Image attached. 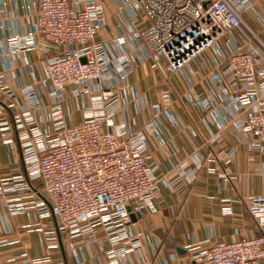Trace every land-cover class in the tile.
<instances>
[{
	"label": "built area",
	"instance_id": "built-area-1",
	"mask_svg": "<svg viewBox=\"0 0 264 264\" xmlns=\"http://www.w3.org/2000/svg\"><path fill=\"white\" fill-rule=\"evenodd\" d=\"M259 1L132 0L146 25L138 28L135 19L129 22L121 15L118 36L103 40L99 34L107 21L101 0H36L33 30L10 37L7 43L13 54L41 48L47 55L42 62L44 77L39 87L25 85L20 97L1 86L0 98L7 96L8 107L19 111L14 124L25 172L18 170L3 179L0 194L30 191L39 198L31 203L9 199L8 210L35 209L34 225L49 247L58 246L57 232L44 227L41 219L53 215L70 239L83 237L87 245L99 242L97 232L102 229L109 243L108 248L102 246L106 264H139L143 241L131 229L132 214L157 210L161 179L148 154L147 135L131 129L127 89L138 62L135 50L142 49L170 73H182L191 86L196 74L192 79L189 68L210 51L216 70L211 74L214 90L221 99L232 101L234 124L252 139L249 148L263 151L264 6ZM122 25L135 29L133 37ZM196 98L203 110L213 105L202 94ZM164 99L169 102L170 94ZM71 103L82 111L83 119L68 124L64 108ZM147 128L157 132L153 121ZM236 151L229 148L223 161L229 163ZM184 170V165L179 167L177 181L186 176ZM250 211L264 231V195L252 198ZM191 258L194 264H264V235L216 241L192 252ZM20 260L54 261L27 253L7 259L8 264Z\"/></svg>",
	"mask_w": 264,
	"mask_h": 264
},
{
	"label": "crops",
	"instance_id": "crops-1",
	"mask_svg": "<svg viewBox=\"0 0 264 264\" xmlns=\"http://www.w3.org/2000/svg\"><path fill=\"white\" fill-rule=\"evenodd\" d=\"M101 4L107 27L99 39L118 36L122 17L129 22L135 19L138 28L146 25L145 16L132 0H101ZM258 4L264 6V0ZM37 9L36 0H0V89L3 85L19 97L25 85L41 84L42 62L47 55L41 48L13 54L7 41L33 30ZM247 17L260 30L255 19ZM127 30L133 37L135 29ZM135 53L138 62L127 89L129 113L134 119L131 129L147 135L148 154L158 165L161 179L157 210L136 216L131 224L132 231L142 236L139 264H194L191 253L216 241L264 235L250 211L252 198L264 195V149L249 148L252 139L234 124L232 101L221 99L214 90L212 53L206 52L189 68L192 79L196 74L193 86L182 73L168 72L142 49L137 48ZM166 93L170 94L169 102L164 99ZM199 94L212 100L213 105L205 110L198 107L195 101ZM44 101L48 103L47 95ZM9 102L7 96L0 98V189L3 179L12 178L18 170L25 172L19 131L14 124L19 111L8 107ZM64 110L68 124L83 119L74 103ZM152 121L156 133L147 128ZM231 147L237 151L226 164L222 157ZM183 165L186 176L177 181ZM15 197L27 203L39 198L30 191L0 194V240L4 243L0 246V264H8L9 257L23 253L30 258L50 256L54 261L47 264H106L102 246L108 248L109 243L102 229L97 232L99 242L87 245L83 237L70 239L51 215L41 219L44 227L57 232L58 246L49 247L34 225L38 220L35 209L22 213L8 210V200ZM190 244L198 246L190 249ZM16 264L28 263L20 260Z\"/></svg>",
	"mask_w": 264,
	"mask_h": 264
},
{
	"label": "water",
	"instance_id": "water-1",
	"mask_svg": "<svg viewBox=\"0 0 264 264\" xmlns=\"http://www.w3.org/2000/svg\"><path fill=\"white\" fill-rule=\"evenodd\" d=\"M82 61L85 62L86 58H82ZM132 221L135 222L136 221V215L132 214Z\"/></svg>",
	"mask_w": 264,
	"mask_h": 264
},
{
	"label": "trees",
	"instance_id": "trees-1",
	"mask_svg": "<svg viewBox=\"0 0 264 264\" xmlns=\"http://www.w3.org/2000/svg\"><path fill=\"white\" fill-rule=\"evenodd\" d=\"M37 189L40 190V195L44 197L45 195H44V193L42 192V188H41V186H38Z\"/></svg>",
	"mask_w": 264,
	"mask_h": 264
}]
</instances>
